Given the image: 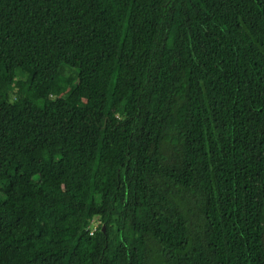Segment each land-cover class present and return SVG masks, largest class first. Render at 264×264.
Returning <instances> with one entry per match:
<instances>
[{"label":"trees","instance_id":"obj_1","mask_svg":"<svg viewBox=\"0 0 264 264\" xmlns=\"http://www.w3.org/2000/svg\"><path fill=\"white\" fill-rule=\"evenodd\" d=\"M0 264H264V0H0Z\"/></svg>","mask_w":264,"mask_h":264},{"label":"rangeland","instance_id":"obj_2","mask_svg":"<svg viewBox=\"0 0 264 264\" xmlns=\"http://www.w3.org/2000/svg\"><path fill=\"white\" fill-rule=\"evenodd\" d=\"M52 76H53V72H52V71H50V70H47V71L45 72V77H47V78L51 79V78H52Z\"/></svg>","mask_w":264,"mask_h":264}]
</instances>
